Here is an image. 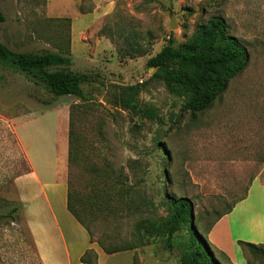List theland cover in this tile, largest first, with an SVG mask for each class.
<instances>
[{
    "label": "rangeland",
    "instance_id": "1",
    "mask_svg": "<svg viewBox=\"0 0 264 264\" xmlns=\"http://www.w3.org/2000/svg\"><path fill=\"white\" fill-rule=\"evenodd\" d=\"M0 4L6 17L0 23V41L20 51L68 49L67 68L84 77L81 98L65 95L48 104L51 97L43 90L17 73L0 70V214L19 205L17 220L0 219V264H44L28 221V213L35 211L27 203L32 197L25 190L27 183L19 182L31 170L28 156L41 168L57 157L66 183L71 179L82 197L98 184L103 164H111L123 183L116 214L85 207L88 215L93 213L88 216L93 242L106 247L137 244V223L168 216L166 195L191 200L193 225L206 237L217 214L244 196L256 179H264V0ZM214 13L225 17L250 58L208 109L192 115L180 109L185 95L169 91L146 60L163 46L184 41ZM118 86H136L138 103L159 119L114 105L111 99ZM71 103L80 106L75 110L77 160L70 166ZM139 228L142 233L144 228ZM164 238L145 235L144 243L132 249L133 264L148 254L161 264H179L189 241L188 226L175 233L172 249ZM210 249L222 264H232ZM241 264H264V252H245Z\"/></svg>",
    "mask_w": 264,
    "mask_h": 264
},
{
    "label": "trees",
    "instance_id": "2",
    "mask_svg": "<svg viewBox=\"0 0 264 264\" xmlns=\"http://www.w3.org/2000/svg\"><path fill=\"white\" fill-rule=\"evenodd\" d=\"M5 20L0 4V23ZM249 58L247 46L241 39L230 33L225 17L214 13L206 21L198 24L184 41L176 46L165 45L156 54L148 57L146 66L155 70L153 76L161 79L169 91H180L185 95L180 109L189 111L193 115L208 109L222 95L230 80L246 68ZM70 63L68 49L58 52L20 51L0 41V70L17 73L43 90L51 97L45 102L48 104L60 96L82 97L81 84L84 77L68 69ZM1 76L0 74V78ZM137 90L136 86H118L117 93L111 100L114 105L136 115L159 119L155 111L138 103ZM79 106L78 103H71L68 107L67 163L70 166L77 160L78 135L75 131V110ZM98 171V184L92 185L89 194L85 197H82L81 191L74 186L71 179L67 181L66 191V208L87 231L91 242L94 240L91 238L88 216H93V213L88 215L85 207L91 205L95 209H102L104 212L106 210L108 215H114L117 212L115 203L121 199L123 188V183L110 163H104ZM244 196L238 198L225 211L217 214L206 232L218 218L229 212ZM163 200L168 204V216L161 217L160 221L143 220L137 223V244L144 243L145 235L157 233V235L165 236V244L172 249L175 233L182 226L187 225L189 241L185 247L186 251L181 254L179 264H222L213 255L206 237L190 224V214L193 212L191 200L187 196L174 195H166ZM18 210L19 205L11 206L7 212L0 214V219L9 218L15 221L18 219ZM146 222L149 223L146 224ZM140 225L144 228L142 233L139 232ZM97 244L106 253L137 247V244H128L122 248L106 247L101 241H97ZM238 244L245 252L253 254L264 252L262 244L242 240H239ZM80 261L84 264H97L96 251L93 248H87L80 256Z\"/></svg>",
    "mask_w": 264,
    "mask_h": 264
},
{
    "label": "crops",
    "instance_id": "3",
    "mask_svg": "<svg viewBox=\"0 0 264 264\" xmlns=\"http://www.w3.org/2000/svg\"><path fill=\"white\" fill-rule=\"evenodd\" d=\"M28 157L31 170L20 176L19 182L21 185L27 183L25 190L32 197L27 203L35 211L31 215L28 213V221L44 264H84L80 256L87 248L96 251L97 264H133L132 249L104 252L98 244L90 241L87 231L68 212L65 172L59 169L57 157L53 164H44L42 168ZM255 181L246 195L218 218L205 234L209 244L232 264H241L245 260V251L239 246V240L264 246V179ZM38 206L40 209L36 211ZM139 264L161 262L148 254Z\"/></svg>",
    "mask_w": 264,
    "mask_h": 264
},
{
    "label": "water",
    "instance_id": "4",
    "mask_svg": "<svg viewBox=\"0 0 264 264\" xmlns=\"http://www.w3.org/2000/svg\"><path fill=\"white\" fill-rule=\"evenodd\" d=\"M170 27L171 28H173L174 27V25H175V23H173V21H170ZM191 216H190V224H191V226H193V212H191V214H190Z\"/></svg>",
    "mask_w": 264,
    "mask_h": 264
}]
</instances>
